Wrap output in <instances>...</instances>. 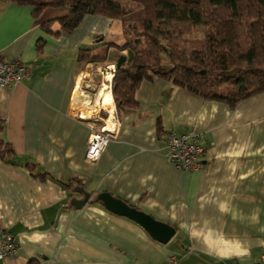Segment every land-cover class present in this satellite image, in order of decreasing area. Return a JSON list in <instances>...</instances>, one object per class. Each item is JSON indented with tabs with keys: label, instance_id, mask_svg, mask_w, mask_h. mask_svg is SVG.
Returning a JSON list of instances; mask_svg holds the SVG:
<instances>
[{
	"label": "crops",
	"instance_id": "1",
	"mask_svg": "<svg viewBox=\"0 0 264 264\" xmlns=\"http://www.w3.org/2000/svg\"><path fill=\"white\" fill-rule=\"evenodd\" d=\"M69 14V8H48L34 17L32 7L0 0V57L29 67L20 84L0 85L1 138L14 152L0 156V228L21 247L0 264H168L173 255L178 264L259 261L264 92L231 107L155 78L140 86L137 108L118 114L110 91L113 116L104 109L106 119H87L90 112L83 111L85 119L75 106L103 107L100 96L108 84L93 92L83 88L104 64L78 62L79 51L113 44L105 64L116 68L111 56L124 43L114 41L119 36L113 28L123 31V25L88 15L65 33L60 19ZM48 23L50 31L44 28ZM103 126L115 138L92 162L88 141ZM192 130L204 135L203 169L180 172L165 155V134ZM79 188L91 194L82 208L75 205L84 198ZM100 193L170 225L174 237L160 243L134 220L97 202Z\"/></svg>",
	"mask_w": 264,
	"mask_h": 264
},
{
	"label": "trees",
	"instance_id": "2",
	"mask_svg": "<svg viewBox=\"0 0 264 264\" xmlns=\"http://www.w3.org/2000/svg\"><path fill=\"white\" fill-rule=\"evenodd\" d=\"M1 1L30 6L34 17L48 8H69L70 14L60 19L65 33L73 32L88 15L120 20L125 43L118 48L127 55L120 56L124 62L112 80L118 114L137 108V91L155 78L231 107L264 92V0ZM50 25L44 28L50 31ZM199 30L200 40L188 39ZM113 46L105 44L103 55L95 48L81 49L78 62H106ZM162 54L170 62L165 67ZM3 130L0 120V156L5 159L14 152L1 138ZM38 176L45 179L47 174Z\"/></svg>",
	"mask_w": 264,
	"mask_h": 264
},
{
	"label": "built area",
	"instance_id": "3",
	"mask_svg": "<svg viewBox=\"0 0 264 264\" xmlns=\"http://www.w3.org/2000/svg\"><path fill=\"white\" fill-rule=\"evenodd\" d=\"M115 73V71L113 72ZM29 75V67L20 61H9L0 57V85L12 88ZM115 138V131L106 126L95 128L89 138L87 146V158L92 162L100 159L102 153ZM165 155L180 172L200 171L203 169L202 155L204 147V135L197 131H189L178 134L174 131L165 134ZM20 244L14 235L7 229L0 228V260L14 257L20 250ZM177 256L169 257L168 264H178ZM229 264H236L230 262ZM255 264H264V255Z\"/></svg>",
	"mask_w": 264,
	"mask_h": 264
},
{
	"label": "water",
	"instance_id": "4",
	"mask_svg": "<svg viewBox=\"0 0 264 264\" xmlns=\"http://www.w3.org/2000/svg\"><path fill=\"white\" fill-rule=\"evenodd\" d=\"M123 62L124 57H120L116 65L115 73L121 68ZM77 192L82 194L84 198L82 200H75V205L78 208H82L90 201L91 194L86 192L83 188L77 189ZM96 201L102 202V204L111 212L134 220L160 243H168L175 235V229L170 225L157 221L152 216L126 204L124 201L114 197L110 193H100L97 195Z\"/></svg>",
	"mask_w": 264,
	"mask_h": 264
},
{
	"label": "rangeland",
	"instance_id": "5",
	"mask_svg": "<svg viewBox=\"0 0 264 264\" xmlns=\"http://www.w3.org/2000/svg\"><path fill=\"white\" fill-rule=\"evenodd\" d=\"M118 21H120V20H118ZM121 25H123L122 22H121ZM113 35L114 36H119V39H115L114 40V41H116V43H119L117 40H119V41L121 40L122 41L120 44L125 43V38H124V33L122 31V27L118 28V26H115V28H113ZM202 37H203V32L201 30H199V31H196L191 37H188V39L190 38V39H193V40H200ZM106 48L107 47H104L103 49H101L99 51L101 55L104 54V51L106 50ZM115 49H117L118 51L114 52L115 55L112 54L114 57L111 56V59L113 58L112 60H114L115 62L118 60V58L121 55H127L126 51L121 52V50L118 47L117 48L115 47ZM109 50H108V57L110 56ZM107 60H108V58H107ZM107 60H106V62H107ZM112 60H110V61H112ZM106 62L100 63V64H104V65L102 67L103 69H101L99 73H96V74L94 73L95 82H93V83H91V82L84 83L83 88L85 90H89V91L93 92L95 90L100 89V87L104 83L108 84L110 86V89H111L113 75L115 73L113 75L111 74L112 75L111 76L112 78L110 79L111 83H107L105 81V77L108 75V73H112V72L110 70H108V66L105 64ZM162 64H163L164 67L170 64L169 59H168V57L165 54H162ZM75 107L77 109L76 112H78V114L81 115L82 117H84L85 119H86V117L84 116L83 111L90 112L89 117H87V119H92L95 115L98 116L99 118H101V120H104V119L107 118V112L105 113V110L107 108H105L104 106L103 107L101 106V108L100 107H95V106L91 107L89 105L81 103V104H79V105H77ZM110 122H111V120H110Z\"/></svg>",
	"mask_w": 264,
	"mask_h": 264
},
{
	"label": "bare ground",
	"instance_id": "6",
	"mask_svg": "<svg viewBox=\"0 0 264 264\" xmlns=\"http://www.w3.org/2000/svg\"><path fill=\"white\" fill-rule=\"evenodd\" d=\"M109 70L112 72V73H108V75L106 76V78H107V81H108V83H111V76L114 74L113 72L115 71V67L113 66V67H109ZM112 74V75H111ZM110 76V77H109ZM114 76V75H113ZM108 87L106 88V86H105V91H107V92H105V91H103L102 92V94H101V96H100V99L104 96L105 98H104V102H105V105H104V107L105 108H107L108 110H109V112L111 113V112H113L111 115L113 116V114H114V109H113V103H112V100H111V96H110V91H111V89H110V86L109 85H107ZM103 89V88H102ZM107 89V90H106ZM101 92V91H100ZM97 101V100H96ZM110 120L112 121V122H110ZM109 123H108V125H109V128L112 126V123H113V118H111V119H109V121H108ZM109 128H107V129H109Z\"/></svg>",
	"mask_w": 264,
	"mask_h": 264
}]
</instances>
